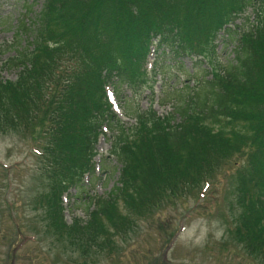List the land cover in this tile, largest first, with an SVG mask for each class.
Returning <instances> with one entry per match:
<instances>
[{
    "label": "trees",
    "instance_id": "trees-1",
    "mask_svg": "<svg viewBox=\"0 0 264 264\" xmlns=\"http://www.w3.org/2000/svg\"><path fill=\"white\" fill-rule=\"evenodd\" d=\"M254 1L264 6V0H44L31 25L19 27L18 35L31 41L12 61L20 79L0 78V130H32L38 143L58 145L46 169L64 177L62 190L40 204L47 215L51 207L56 234L84 257L100 248L105 232L128 234L147 212L198 186L244 149L249 153L237 196L243 210L234 236L249 255L264 257V26L245 34L235 62L223 74L210 72L195 97L179 99L174 113L137 109L125 113L135 120L127 126L107 96L108 88L118 98L124 86L134 96L147 88L156 73V62L152 69L148 63L157 37V53L169 47L177 56L210 59L219 34ZM106 126L116 133L112 155L121 165L120 186L98 199L86 229L68 226L62 195L94 172ZM74 158L79 170L72 173Z\"/></svg>",
    "mask_w": 264,
    "mask_h": 264
},
{
    "label": "rangeland",
    "instance_id": "rangeland-1",
    "mask_svg": "<svg viewBox=\"0 0 264 264\" xmlns=\"http://www.w3.org/2000/svg\"><path fill=\"white\" fill-rule=\"evenodd\" d=\"M43 3L44 0H0V78L4 82L16 81L18 70L9 69L10 60L25 51L31 41L29 35H18L19 27L23 22L30 26ZM249 9L234 23L241 29L232 27L231 32L219 34L210 59L177 56L169 52V47L162 55L163 47L150 58L151 66L156 60V73L142 92L134 96L124 86L118 98L109 89L108 96L119 120L127 126L135 124L134 119L124 115L137 109H153L158 115L174 113L179 99L195 97L203 88L204 79H211L210 72L223 74V69L235 62L238 35L250 27L246 18L256 17V11ZM175 117L179 123V114ZM27 133L25 129L0 130V264H264V257L249 255L234 236L243 210L237 198L239 171L247 163L249 149L223 160L198 186L188 190L184 187L179 198L147 212L128 234L111 229L105 232L98 238L100 243L97 240L100 248L93 247L84 257L80 248L69 246L70 241H63L56 234L51 207L47 215L40 204L45 203L47 196L52 197L55 189L62 190L59 182L64 177L46 169L50 152L58 145L46 139L38 143L32 130ZM106 133L96 146L95 172L65 190L68 193L61 206L68 226L77 223L86 229L98 199L108 198L120 186L121 165L112 155L116 133ZM71 157H75V152ZM71 168L72 173L79 170L75 158ZM82 245H88L87 241Z\"/></svg>",
    "mask_w": 264,
    "mask_h": 264
},
{
    "label": "bare ground",
    "instance_id": "bare-ground-1",
    "mask_svg": "<svg viewBox=\"0 0 264 264\" xmlns=\"http://www.w3.org/2000/svg\"><path fill=\"white\" fill-rule=\"evenodd\" d=\"M93 7H88L87 6V8L85 9V11H88V10H91ZM84 10V9H83ZM21 52V51H20ZM20 52H18V54H17V56L15 57V58H21L22 56H21V54H20ZM14 59V58H13ZM13 59H11L10 60V66H9V69H11V68H16L17 70H18V76H17V79L16 80H19L20 79V74H21V72L19 71V69L13 64Z\"/></svg>",
    "mask_w": 264,
    "mask_h": 264
}]
</instances>
